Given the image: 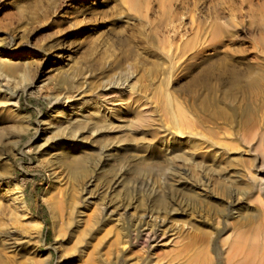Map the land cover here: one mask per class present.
Segmentation results:
<instances>
[{
  "label": "rangeland",
  "instance_id": "1",
  "mask_svg": "<svg viewBox=\"0 0 264 264\" xmlns=\"http://www.w3.org/2000/svg\"><path fill=\"white\" fill-rule=\"evenodd\" d=\"M222 58L237 70L232 90L215 80ZM58 105L73 106L68 122L61 124ZM99 106L112 109L110 119ZM6 107L22 115V131ZM58 124L73 125L92 143L79 152H86L93 173L103 168L92 195L111 167L122 174L113 202L129 192L135 206L110 215L101 212L103 197L84 203L83 219L92 214L87 249L101 240L95 256L103 264H197V255L199 264L261 260L264 0H0V264L45 257L44 264L78 263L73 255L58 261V238L42 199L54 182L50 161L60 151L41 150L40 139L54 131L41 130ZM216 150L220 168L209 166L210 183L200 185V164L205 158L210 165ZM221 169L225 181L215 172ZM222 181L227 190L216 184ZM15 185L28 210L21 217L11 204ZM148 211L152 220L143 217ZM26 218L42 223L39 234H29ZM116 235L118 253L108 256Z\"/></svg>",
  "mask_w": 264,
  "mask_h": 264
},
{
  "label": "bare ground",
  "instance_id": "2",
  "mask_svg": "<svg viewBox=\"0 0 264 264\" xmlns=\"http://www.w3.org/2000/svg\"><path fill=\"white\" fill-rule=\"evenodd\" d=\"M221 40H222V37L218 36V38H216L215 43L219 44L221 42ZM215 80L217 81L218 85H223L226 83L228 85L227 87L229 90H232L233 88H235L237 86V84H238L237 70L233 67L232 63L228 59L225 60L222 58V59H219L217 61V71L215 74ZM119 86L117 84V85H113L112 87L118 89ZM64 100H65V102L69 101V98L66 97ZM15 104H16V102L12 103L13 106H15ZM60 107L61 106L58 105V108H60ZM99 108H101V107L99 106ZM97 109H98V107H97ZM6 110H8V107H6ZM14 110H16V107L14 108ZM111 110L112 109H110V108L102 107L101 110H98V111L101 112V114L104 117H106L107 119H110V117H111L110 111ZM59 111L62 115V118H61V120H62L61 124H62V123H65L69 119L68 118L66 120V118L68 117L67 115L73 114V106L72 105H63L61 107V110H59ZM118 111L121 112V110H118ZM9 113H11L13 115V117L15 118V125L14 126H16L15 128H17L18 131H20L23 127H25V122L23 121V119L21 117L22 115L20 116L18 112H15V111L13 112V110H10ZM77 113H79V112H77ZM5 114H6V112H5ZM85 114H87V113H85ZM8 118H9V116H8ZM85 119H87V118H85ZM70 120H71V118H70ZM72 121H75V120H72ZM99 121H101V120H99ZM110 121L108 123H110ZM80 122H81V120H80ZM80 122H78V124ZM106 122H105V120L103 121L104 124ZM97 123H99V122H97ZM108 123H106V124H108ZM61 124L60 125L58 124L59 126L54 125V126H56L54 129L44 127L41 130L43 134L48 133L49 131L51 133V130H54V131H52V134H50L46 137H43V139H40V140H42V142H41L42 143V149L41 150H44L45 148H49L52 146V147H56V149H59V151H60L57 154L53 155V157L50 161V163L53 164V166H54V167H52V174L54 177V182H52L51 184L46 186L44 195L42 197L43 201L48 203V206L50 209L49 211H50L51 219L53 222L52 226L54 228L55 235L58 238L57 246L60 247V252H59V257H58L59 260L58 261H64L65 258H67L70 255H73L74 257L75 256L78 257V261L76 260L78 262L77 264H103V262L100 260V257H98L99 255L95 256V250L97 252L96 248L98 246H100L99 244H101V240L95 246H93V249L91 251H88V249H87L88 248V242L86 240L87 239L86 238L87 237L86 236L87 235L86 224L90 220V217L92 214H91V211L89 214H87V216H86L87 222L85 221V219H83V218H85V215H86V209H85V207H83L84 203L90 204V203H92V199H95L98 197L99 198L103 197V199H105V200L103 201L101 199L103 201L101 203L102 205L100 207L101 212L103 213V211L106 212L107 210H109V214L111 213L110 215L117 214L116 210H118V209H122L124 211H127V210L131 209V207L133 208L135 206H130L131 205L130 201H132V200L129 197V192H125L123 197L120 199L115 198L116 201L113 202L115 196L113 195L112 191L116 187L119 186V184L121 182L119 180L121 178L120 175H122L120 173V171L119 172L116 171V170H119L116 168H115L116 169L115 173L112 172L111 167H110V169L107 168L108 170H106V171L110 172L109 174L111 175V177L106 179L105 182L102 184L100 193H97V195H95V196L92 195L91 187L95 186V184H96L95 182L99 178V173L101 171H103V168H102V170L100 169L101 170L100 172H98V173L95 172L96 174L93 173L94 171H92V170H94L95 168L94 169L92 168L93 167L92 162L89 163L91 165H87L85 162V159H87V158H85L84 154L86 152L84 151L85 152L84 153L82 151L84 154L79 153V152H81V150H83L85 148H91L92 143L90 144L89 141L84 140V138L82 137V133L79 132L78 130H76V127H73V125L70 126L69 124H64V126H61ZM91 124H93V122H91ZM94 124H95V122H94ZM102 124H101V126H102ZM79 125L81 126V123ZM46 126H47V123H46ZM94 126H96V125H94ZM103 126H105V125H103ZM77 127H79V126H77ZM99 127H100V125H99ZM2 136H3V133L0 134V140L3 141V139H1ZM2 141H0V142H2ZM0 146H2V144H0ZM39 147H40V145H39ZM160 148H162L161 150L168 151L169 146L163 145ZM107 149L108 148L101 149L100 153L104 154L105 152L108 151ZM220 155H221V151H218V150L214 151V155H213L212 159L210 160V162H211L210 165L207 164V162H206L207 160L205 158L202 160V162L200 164V169L202 170V178L199 180L200 185H203V186L206 185L207 186L210 183L211 179L207 175V173H208L207 168L209 166L210 167L214 166V167L218 168L220 166V164H219L220 158L218 159L219 161L217 160V158L220 157ZM106 158L104 160H106ZM232 161H233L232 157L227 158V163H231ZM3 165H5V164L3 163ZM143 169L146 170V167H144ZM215 172H217V174H219L220 176H223V178L221 177V179H223V180L228 179V176H226V172H224L223 169L216 170ZM251 172L252 171H250L249 169H246V173H244V175L246 174V176H248ZM220 176H217V177L221 181V179L219 178ZM230 178H232V177H230ZM260 179H261V177H260ZM261 180H264V177H262ZM213 181L215 182V180H213ZM216 181H218L217 178H216ZM216 184H218V186L220 187L219 188L220 191H222L221 189H223V190L228 189V187H226L227 184L225 185V183L223 181H222V183H220V185L218 182ZM20 186L15 185L12 189L13 192L9 191L10 193H12L11 194L12 195V197H11L12 203L11 204H13V210H14L13 212L17 216L20 215L19 217L23 216V214H25V213L27 214V211H28L26 206H25L24 201L22 200V193H21ZM232 186L233 185H231V187ZM216 187H217V185H216ZM8 190H10V189H8ZM8 190H6V191L8 192ZM231 191H233L234 194L238 193L237 190H236L237 193L234 190H231ZM219 192H217V193H219ZM228 192L229 191H227L226 194H228ZM82 202H83V204L81 206ZM154 203H156L160 206H164L165 203H167V202L161 198H156V199H154ZM92 213H94V212H92ZM119 213H120V211H119ZM107 214H108V212H107ZM118 215L120 216V214H118ZM16 217H14V218L16 219ZM25 217H27V216H25ZM107 217H106V219H107ZM110 217L112 218V216H110ZM143 217L146 218L147 220H152L153 216H152L151 211H148L146 214L143 215ZM117 218L119 219L118 216H117ZM117 218L114 217L113 220H117ZM17 219H18V217H17ZM26 219L27 220L24 221V224L28 228V230L30 232L29 234L34 235V236L36 234H39L41 231V228H42V223L40 221L32 219V218H31L32 220L31 219L29 220L28 218H26ZM19 222H21V221H19ZM147 222L148 221H146L145 223H147ZM111 231H112V228L109 229L107 232H111ZM150 231L152 233L153 229L151 228ZM119 243H120L119 239L116 235V237L113 239V241H111V243L106 247L107 250L105 251V254H107L109 256V254H111V251H113V249L115 250L116 253H118L117 250L119 247ZM59 247H58V249H59ZM199 252H201V251H198L195 255L200 254ZM250 253L252 254V251ZM96 254H99V253H96ZM108 256H107V258L109 259ZM45 259H47V257H45ZM45 259H44V261L41 259H36L34 261V263L35 264H44L45 262H48L47 260L45 261ZM194 260H195V262H197V264H199L198 255L194 258ZM245 264H264V255H261V260H259L258 263H255L254 259L251 258V259H247V262Z\"/></svg>",
  "mask_w": 264,
  "mask_h": 264
}]
</instances>
